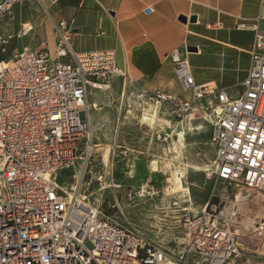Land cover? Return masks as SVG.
Listing matches in <instances>:
<instances>
[{
    "label": "built area",
    "instance_id": "built-area-1",
    "mask_svg": "<svg viewBox=\"0 0 264 264\" xmlns=\"http://www.w3.org/2000/svg\"><path fill=\"white\" fill-rule=\"evenodd\" d=\"M23 1L0 0V22L14 20V6ZM251 26L255 41L241 95L196 84L178 49L171 54L174 73L191 98L144 92L150 102L173 107L179 124L191 119L199 103L216 149L213 175L235 190L234 199L208 202L195 214L173 203L185 231L176 264H264L255 259L264 256L258 251L264 209L252 225L245 222L252 202H264V31L258 23ZM34 29L25 22L16 33H0V264H166L163 248L105 217L84 188L97 147L89 88L107 89L113 77H126V72L111 49L75 51L74 28L65 18L55 23L53 50L46 40L13 46ZM68 56L72 61L64 59ZM78 162L75 181L62 188L59 172ZM109 173L113 176L112 164ZM102 178L96 179L102 183ZM252 234H258V246H244L241 238Z\"/></svg>",
    "mask_w": 264,
    "mask_h": 264
},
{
    "label": "rangeland",
    "instance_id": "rangeland-1",
    "mask_svg": "<svg viewBox=\"0 0 264 264\" xmlns=\"http://www.w3.org/2000/svg\"><path fill=\"white\" fill-rule=\"evenodd\" d=\"M14 14V20L0 22V32L18 29L25 21H31L35 30L15 40L13 46L21 49L38 44L45 36L51 39L52 24L37 1L25 0L14 9ZM110 83L109 90L101 98H90V102H97L93 113L95 123L109 120L110 126L97 125L100 145L91 161V171L86 174L84 188L105 217L136 230L147 241L163 248L168 261L178 260L183 252L185 231L179 221L178 208L173 203L179 201L181 206H188L195 214L208 202L225 203L235 196L231 186L217 182L213 175L216 149L211 142V125L205 110L197 103L191 119L177 126L173 107L166 102H150L148 94L139 92L137 86L127 87L130 97L124 107L121 104L123 81L115 80L111 86ZM154 88H170L178 92L177 86ZM152 113L157 114L153 121L143 119ZM117 118H120L119 123ZM168 119L173 124L171 130L165 126ZM116 122L120 131L117 135L111 131ZM161 128L175 132L167 143L157 139L156 134ZM111 145L115 149H111L108 159ZM118 147L126 148L127 153H121L119 150L122 149ZM124 157L126 159L122 161ZM154 163L157 170H152ZM111 164H114L113 183L108 173ZM80 168L78 162L60 171L59 185L69 188ZM99 175L103 176L102 183L96 179ZM177 178H181L183 188H179ZM252 235L241 238L244 246H258V234ZM255 259L264 262L262 255Z\"/></svg>",
    "mask_w": 264,
    "mask_h": 264
},
{
    "label": "crops",
    "instance_id": "crops-1",
    "mask_svg": "<svg viewBox=\"0 0 264 264\" xmlns=\"http://www.w3.org/2000/svg\"><path fill=\"white\" fill-rule=\"evenodd\" d=\"M35 1L52 24V40L44 33L45 37L42 39L48 42L51 50L55 48L57 41L54 34L55 23L65 18L68 22L72 21L75 30V51H114L116 64L127 74L126 77H113L110 83L111 86L115 80L123 81L122 106L130 97L128 86H137L139 92L161 90L185 99L191 98V92L182 90L174 73L171 54L175 49L187 59L196 84H210L216 90L227 91L231 97L241 95L244 91L243 82L251 67V48L255 41V30L251 24L258 23L264 31V0ZM147 8H152V11L147 12ZM243 22L250 26L241 28L239 24ZM46 26L48 27L47 23ZM19 28L5 29L0 33H16ZM64 59L72 61L70 56ZM157 86H177L178 92L170 88H154ZM108 90L89 88L88 91L89 122L96 151L100 145L97 142L100 131L97 125L103 124L104 127L110 121L95 123L93 113L97 109V102H90V98H101ZM118 120L120 118L116 119L117 122ZM170 120L165 126L171 130L173 124ZM117 122L111 129L116 135L120 133ZM179 125L177 121V126ZM174 133L161 128L156 135L161 143H167L163 136L170 134L172 138ZM112 146L109 147L108 159L111 149H115ZM118 148L122 149L119 150L121 153L128 151L126 148ZM125 159L124 157L122 161ZM112 165L114 168V164ZM111 182H114L113 176Z\"/></svg>",
    "mask_w": 264,
    "mask_h": 264
},
{
    "label": "bare ground",
    "instance_id": "bare-ground-1",
    "mask_svg": "<svg viewBox=\"0 0 264 264\" xmlns=\"http://www.w3.org/2000/svg\"><path fill=\"white\" fill-rule=\"evenodd\" d=\"M146 113V112H144ZM157 117L156 113H152V114H147L143 117V119L145 121H153L155 118ZM152 170H157V165H155V163L152 166ZM178 181V186L179 188H183L182 186V181L181 178H177ZM190 195V194H189ZM258 203V204H257ZM253 205H256L254 208V210H252V207L248 208L247 210V217H246V224L247 225H252V223L257 219L260 218L262 216V210L264 209V202H252ZM252 210V211H251ZM253 236V235H252ZM248 238V237H247ZM259 238V237H258ZM258 251L261 252V254L264 255V240L259 244V249ZM166 264H176L175 262L171 261V260H167Z\"/></svg>",
    "mask_w": 264,
    "mask_h": 264
},
{
    "label": "water",
    "instance_id": "water-1",
    "mask_svg": "<svg viewBox=\"0 0 264 264\" xmlns=\"http://www.w3.org/2000/svg\"><path fill=\"white\" fill-rule=\"evenodd\" d=\"M183 19H184V20H186V18H185V17H183Z\"/></svg>",
    "mask_w": 264,
    "mask_h": 264
}]
</instances>
